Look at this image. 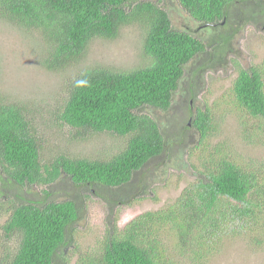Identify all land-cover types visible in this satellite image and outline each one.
Returning <instances> with one entry per match:
<instances>
[{
  "label": "trees",
  "instance_id": "16d2710c",
  "mask_svg": "<svg viewBox=\"0 0 264 264\" xmlns=\"http://www.w3.org/2000/svg\"><path fill=\"white\" fill-rule=\"evenodd\" d=\"M174 1L195 24L210 31L221 21L229 22L234 7L245 8L250 1L262 5L260 0ZM0 16L39 33L48 47L43 65L51 71H64L79 62L95 38L112 41L123 28H142L143 49L149 63L126 71L84 68L71 77L58 116L61 123L72 129L129 136L123 150L107 159L68 158L59 153L48 164H42V145L34 135L29 105L7 102L0 94V165L13 182L24 187L49 185L63 174L78 188L98 187L100 191L97 189L95 194L102 199L110 193L114 205H130L143 198L147 178L136 181L138 187L132 183L134 173L159 157L166 144L158 124L144 110H169L187 64L201 56L206 57L202 66L212 64L220 45L207 44L193 32L175 28L158 0H0ZM204 68L196 67L197 71ZM232 89L238 105L247 113L264 115V80L257 67L239 68ZM210 122L208 110L197 113L194 123L204 138ZM172 158L173 155L167 163ZM198 173L171 211L140 214L121 232L109 228L100 256L81 258L78 264H170L158 238L167 224L176 223V228L170 229L181 242H188V235L199 239L203 226L216 217V209L225 207L223 199L238 204L251 201L248 196L255 174L233 161L222 158ZM45 193V203L40 204V198L10 203V216L2 228L7 238L20 234L21 241L5 264H61L64 259V247L72 238L70 227L81 214L79 203L74 199L48 200L50 192ZM255 205L258 208L259 204ZM179 206L188 212L175 215ZM232 209L237 212L235 204ZM240 212L249 215L250 209ZM197 247L201 261L213 252L206 245Z\"/></svg>",
  "mask_w": 264,
  "mask_h": 264
},
{
  "label": "rangeland",
  "instance_id": "374dc122",
  "mask_svg": "<svg viewBox=\"0 0 264 264\" xmlns=\"http://www.w3.org/2000/svg\"><path fill=\"white\" fill-rule=\"evenodd\" d=\"M158 1L168 11L175 28L189 30L207 44L220 46L212 64L201 65L205 56L187 64L169 110L152 107L144 110L157 122L166 141L163 153L141 172L134 173L132 183L136 185V181L147 178L148 184L143 188L146 194L130 205H114L106 189L101 191L106 193L102 199L95 194L98 187L78 188L63 174L49 185H27L23 189L0 165V234L3 235L0 264L11 260L21 241L20 234L7 238L2 228L10 216L12 202L40 198V204L45 203L46 190L50 192L48 200L78 202L81 214L70 227L72 238L64 247L65 257L61 262L78 264L81 258L100 256L109 228L121 232L140 214L171 211L186 187L196 181L198 172L222 158L255 174L248 196L251 201L238 204L223 199L221 203L225 207L216 209V217L209 219L212 223L208 226H203L199 239L188 235V242H181L170 229L175 227V222L167 224L168 228L158 238L170 264H264V115L247 113L238 105L232 89L239 68L255 66L264 80V0H260L261 6L250 1L245 8L234 7L231 20L214 26L213 31L195 24L174 0ZM143 40L142 28L131 25L123 28L112 41L93 39L84 57L67 70L51 71L43 65L42 58L48 47L39 33L0 16V94L7 102L29 105L34 135L42 145V164H48L59 153L68 158L107 159L125 148L127 135L72 129L61 123L58 116L71 77L84 68L97 66L126 71L147 65L150 59L144 53ZM196 67L205 68L197 71ZM206 110L210 113L211 127L204 138L194 123V116ZM255 203L259 204L258 208ZM234 204L237 212L232 209ZM176 209L175 215L188 212L184 206ZM243 209H250L249 215L241 214ZM177 219L183 222L182 218ZM197 244L213 249L206 261L199 258Z\"/></svg>",
  "mask_w": 264,
  "mask_h": 264
},
{
  "label": "flooded vegetation",
  "instance_id": "af4514ba",
  "mask_svg": "<svg viewBox=\"0 0 264 264\" xmlns=\"http://www.w3.org/2000/svg\"><path fill=\"white\" fill-rule=\"evenodd\" d=\"M220 25H223V24H225V21H221L220 23H219ZM264 28V27H263ZM263 37V39H264V36H262ZM191 103H192V100H191ZM195 117V116H194ZM23 189H27V187H22ZM29 190V189H28Z\"/></svg>",
  "mask_w": 264,
  "mask_h": 264
},
{
  "label": "clouds",
  "instance_id": "9594fccd",
  "mask_svg": "<svg viewBox=\"0 0 264 264\" xmlns=\"http://www.w3.org/2000/svg\"><path fill=\"white\" fill-rule=\"evenodd\" d=\"M178 91V90H177ZM176 91V92H177ZM197 115V114H196ZM195 118H196V116H195ZM157 123V122H156ZM189 125H190V122H189ZM158 127H159V125H158ZM159 129H160V127H159ZM200 130V129H199ZM160 131H161V129H160ZM201 131V130H200ZM161 133H162V131H161ZM164 138V137H163ZM165 140V139H164Z\"/></svg>",
  "mask_w": 264,
  "mask_h": 264
}]
</instances>
